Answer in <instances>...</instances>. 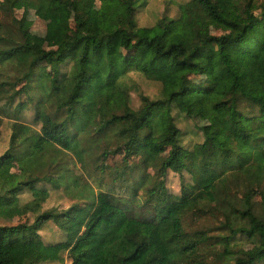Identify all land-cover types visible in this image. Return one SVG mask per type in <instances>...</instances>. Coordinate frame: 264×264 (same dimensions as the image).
Here are the masks:
<instances>
[{"label":"trees","instance_id":"obj_1","mask_svg":"<svg viewBox=\"0 0 264 264\" xmlns=\"http://www.w3.org/2000/svg\"><path fill=\"white\" fill-rule=\"evenodd\" d=\"M24 1L37 14L82 13L75 35L50 49L29 40L13 0H0V125L10 121L0 165L26 174L15 183L0 175V264H264V0H184L175 17L147 25L137 18L141 0H99L93 25L82 17L88 0ZM213 23L230 32L212 33ZM130 73L159 83V96L139 92L132 107ZM215 94L223 96L215 119L197 123L190 98ZM25 110L39 127L20 119ZM181 117L199 133L191 146L182 144ZM157 143L166 155L154 175L185 172L189 194L146 188ZM118 154L122 165L107 178L104 164ZM137 156L141 168L129 165ZM78 162L100 174L99 185L129 184L134 201L94 190ZM50 188L91 198L43 210ZM81 205L79 232L59 224ZM24 213L31 223H9ZM48 221L61 239L41 238Z\"/></svg>","mask_w":264,"mask_h":264},{"label":"rangeland","instance_id":"obj_2","mask_svg":"<svg viewBox=\"0 0 264 264\" xmlns=\"http://www.w3.org/2000/svg\"><path fill=\"white\" fill-rule=\"evenodd\" d=\"M184 0H141L140 3L143 2V5L140 6V9L137 10V18L139 19V24L147 25L148 23H152L153 21L161 16L162 14L169 15L170 17H175L177 13V8L179 3ZM261 1V0H258ZM14 7L16 10V16L21 18L22 28L25 30L27 37L30 41L34 42L38 46L50 49H58L62 46L67 40L71 39L75 35V27L73 23V18L79 17L82 13L80 7H77L75 10L70 8L58 11L56 13L47 12L45 14H37L30 10L24 0H13ZM99 0H88L87 11L83 13V20L90 25L95 23L96 12L98 8ZM5 17V15L0 12V18ZM7 18V17H6ZM211 32L214 34H227L230 32L228 28L222 26L219 23H213L211 25ZM44 68V67H41ZM197 81L192 80L190 83L195 84ZM199 84L203 83V79L198 81ZM128 90L130 91L131 96V105L135 107L139 103L138 93L141 92L150 98H157L159 96L160 85L157 82L146 79L145 77L136 74L130 73L128 78ZM191 101L193 102V113L195 114V120L199 124H204L211 122L215 119L216 110L214 105L217 104L220 100L223 99L222 95H212L210 97L201 98L199 96H192ZM98 114L93 115V124L97 126L99 122ZM20 119L27 123H35L33 126L39 127V122H35L33 117V110H25L21 115ZM44 118H42L43 120ZM183 117L176 118V124L180 131L182 132L181 141L184 146H191L194 141H196L199 133L192 127V123L188 119H184ZM9 119L4 118L0 125V154L3 153L8 146V137H9ZM49 124L44 122L43 129L47 128ZM191 130V132H189ZM158 148L156 153L152 156V161L150 166L146 167L145 173L147 175L146 179V188L155 187L161 188V190H168L172 193H177L180 191V188L187 194L193 190V185L188 177V175L184 172L182 175L168 171L165 175L164 180L159 176L154 175L155 168L161 162L162 158L166 155V150L162 147L160 143H157ZM84 163H79L78 166L80 170H83V173L86 175L88 182H90L93 186H95L94 190L99 189H109L111 193L117 198L124 202L125 204H130L134 201V197H131L129 191H131V186L128 184L126 187L119 186L120 182L116 180L115 182L110 181L108 179H104L103 183L99 185L100 174L90 170L89 172L84 169ZM122 165L121 154L114 156L111 160L106 161L104 164L105 175L107 178L113 177L117 169H120ZM129 165H138L140 168L142 165L140 164V159L138 156L132 159ZM156 166V167H155ZM0 175L1 177H5L8 182L15 183L18 180H25L26 174L25 172L17 166L15 162H8L7 164L0 165ZM139 176L137 175V178ZM182 183V187H181ZM116 185V188L113 189L112 186ZM162 185V186H161ZM88 189V188H85ZM127 190V191H126ZM61 188L54 189L50 188L49 197L42 204V209H47L51 207H55L58 210L67 209L72 201L76 200V196L71 199L67 197ZM76 192V191H75ZM236 200V205L239 208L244 207V203L241 200L239 195H234ZM29 198L28 194L25 193L22 197V200H27ZM91 195L89 193L85 195L82 199L85 201H90ZM74 199V200H73ZM83 200H76L78 202H82ZM253 210L255 213L259 212L260 204L259 200L256 197L252 198ZM83 207L81 210L86 207L85 205H81ZM88 209H84L83 211H74L71 218H59V224L65 227L70 228L72 231L79 232L83 223V219L87 213ZM34 215L32 214H21L20 216H16L9 223H19L27 221V223H31ZM0 223H7L6 220L0 219ZM192 228H199L200 224L198 222L192 223ZM39 235L43 240L46 241H56L61 239V233L58 230L56 224L52 221H48L45 223L43 228L39 231ZM68 261L65 259L64 262H46L43 264H67Z\"/></svg>","mask_w":264,"mask_h":264}]
</instances>
